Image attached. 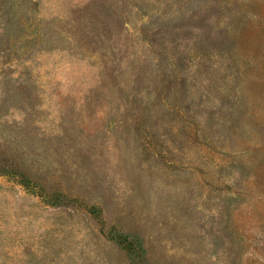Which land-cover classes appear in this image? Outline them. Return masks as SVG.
I'll list each match as a JSON object with an SVG mask.
<instances>
[{
  "label": "rangeland",
  "instance_id": "rangeland-1",
  "mask_svg": "<svg viewBox=\"0 0 264 264\" xmlns=\"http://www.w3.org/2000/svg\"><path fill=\"white\" fill-rule=\"evenodd\" d=\"M0 264H264V0H0Z\"/></svg>",
  "mask_w": 264,
  "mask_h": 264
}]
</instances>
